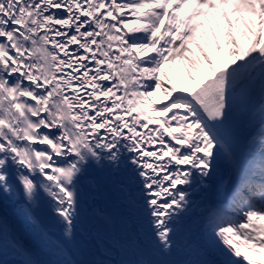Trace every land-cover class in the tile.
<instances>
[{"label":"snow or ice","instance_id":"1","mask_svg":"<svg viewBox=\"0 0 264 264\" xmlns=\"http://www.w3.org/2000/svg\"><path fill=\"white\" fill-rule=\"evenodd\" d=\"M245 262L264 0H0V264Z\"/></svg>","mask_w":264,"mask_h":264},{"label":"trees","instance_id":"2","mask_svg":"<svg viewBox=\"0 0 264 264\" xmlns=\"http://www.w3.org/2000/svg\"><path fill=\"white\" fill-rule=\"evenodd\" d=\"M202 46L205 48L206 51H210L206 43L202 42ZM194 52H195V49H194ZM195 58L198 60L199 63H203L202 58L199 57L198 53L196 54ZM204 67L206 69L207 66L204 65ZM165 70L168 71L169 73L170 82L176 87H182L189 83L187 81L188 72H191V74L196 76L197 78H200V76L202 75L201 72L197 71L194 68L189 67L186 61H181V60H177L175 64L173 65L166 66ZM249 255H252V254L249 253Z\"/></svg>","mask_w":264,"mask_h":264},{"label":"rangeland","instance_id":"3","mask_svg":"<svg viewBox=\"0 0 264 264\" xmlns=\"http://www.w3.org/2000/svg\"><path fill=\"white\" fill-rule=\"evenodd\" d=\"M159 100H161V101H163V96L161 95H158V97H157Z\"/></svg>","mask_w":264,"mask_h":264}]
</instances>
